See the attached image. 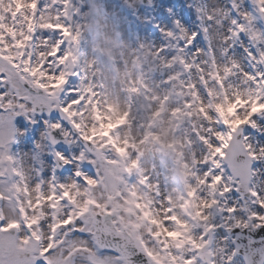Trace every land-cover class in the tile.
Here are the masks:
<instances>
[{
	"label": "snow or ice",
	"instance_id": "snow-or-ice-1",
	"mask_svg": "<svg viewBox=\"0 0 264 264\" xmlns=\"http://www.w3.org/2000/svg\"><path fill=\"white\" fill-rule=\"evenodd\" d=\"M19 2L20 0H10V3L16 5H19ZM29 3L33 9L37 7L34 0H29ZM257 3L260 5V12L264 13V0H257ZM7 15H12V12L9 11ZM206 19L212 20L213 17L209 14ZM251 19L250 16H244L245 21L250 22ZM231 23L235 27L230 29V38H237L240 33L247 31L252 40H257V34L250 26L237 24L235 20ZM15 25V16L13 24L9 25L6 23V17L0 15V264H142V261L136 259L137 256L145 257L150 264H157L161 255H168V240L164 238L175 239L180 235L168 228L170 223H179V220L170 215L161 223L153 218L150 205L134 199L138 197V193L135 186H128L125 176L130 175L132 169L139 166L138 162L133 161L130 167H121V160L128 157V150L134 148V145L128 141L118 142L110 132L102 133L107 139L97 143L94 139L97 136L95 128L92 129V137L80 131V123L73 120L72 116L83 113L79 110L72 113L70 109L82 108L85 102L91 104L89 97L80 95V98L60 107V111L72 121V126L82 134V138L98 149L94 162L98 171L94 178L83 176L77 171L75 175L80 178L79 182L74 181L69 185L49 183L50 187L46 190L44 182L32 184L23 165L9 156L8 146L15 134L12 124L14 116L26 115L37 108L48 107L57 99L56 90L64 87L69 79L63 71L69 55L64 51V43L58 41L53 44L47 52V60L43 59L45 51L42 50L41 62L35 65L33 56L26 54V43L31 41L32 37L25 36L22 31L18 32ZM47 27L62 35L68 31L63 26ZM18 36L21 38L17 39ZM192 40H195V35ZM250 58L257 59L254 56ZM258 63L264 65V55L259 57ZM54 66L55 72L52 71ZM74 75L81 73L74 72L71 76ZM245 75L253 85L264 84V71ZM47 81L53 83L49 85ZM75 91L73 89V92ZM87 91L91 97L95 96L91 89ZM236 103H241L239 98ZM234 106L229 105V110ZM95 111V119L99 121L100 110ZM108 111L113 112L114 109L109 105ZM217 111L223 114L219 107ZM257 114L264 112L257 113L254 110L252 115L241 123L255 128L256 124L252 123V118ZM127 118L126 113L115 123H110L109 128L115 131L126 123ZM221 123L226 127L229 122L224 120ZM100 126L103 127V124ZM59 127V124L52 125L53 129ZM226 128L227 132L220 130L212 139V156L203 166L206 179L200 181L201 185L217 190L222 199L240 190L246 174L243 161H256L264 155V148L257 151L246 141L235 140L239 129L233 131ZM225 135L228 141H225ZM200 140L202 144L208 143V137H201ZM120 143L124 144L123 148ZM107 149H111L119 159L106 156ZM241 155L245 159L238 160ZM57 158L65 165L69 164L59 153ZM80 159L82 160L83 156ZM225 164L227 170L224 168ZM229 182L231 187L227 186ZM140 183H146V179H142ZM248 192L253 203L261 195L251 189ZM195 194L193 190L188 196L193 197ZM220 203L221 200L214 196L211 203H206L204 207H218ZM255 208L258 211L247 209L241 220L235 219L238 212L235 206L223 208L222 212L227 215L234 229H249L251 225V230H259L264 227V200L255 204ZM168 211L171 213L173 210ZM197 215L205 221L208 220L205 214ZM209 227L216 231L219 228L216 224ZM156 243L162 244L163 247L157 248ZM200 251L198 248L196 254L185 256L187 264H205L199 255ZM241 261L243 264H264V255L254 252L252 257L241 256L239 249H234L228 257V264H241ZM160 264H167V261H161Z\"/></svg>",
	"mask_w": 264,
	"mask_h": 264
},
{
	"label": "clouds",
	"instance_id": "clouds-1",
	"mask_svg": "<svg viewBox=\"0 0 264 264\" xmlns=\"http://www.w3.org/2000/svg\"><path fill=\"white\" fill-rule=\"evenodd\" d=\"M84 31L95 40V46L85 40L87 52L82 53L78 43L73 50L75 59L66 62L63 66V71L68 77H71L69 73L73 70L83 74L81 75L80 95L92 99L85 89L89 85L95 89V103L89 105L85 102L82 108L74 109V111L79 110L84 113L82 119L77 118L79 122L89 132L91 128L96 127L98 122L94 118V110L97 104L100 105L101 113L105 116L109 115L107 111L109 105L115 108L117 113L123 115L127 113L129 118L127 123L113 131V134L132 139L137 143L140 153L137 158L142 159L143 170L150 172L153 165V153L160 151V148L155 142L145 145L134 124L137 120L135 110L147 106L151 112H161L159 117H153L152 130L162 136L163 142L182 141V143H177L176 148L168 150L169 154L173 157L178 153L182 154L183 159L191 163L193 151L201 152L199 133L193 137L192 133L195 129L192 126H199V131L207 135L210 140L221 130L222 124L216 123L218 117L211 115L213 110H208L209 120L204 121L203 116L198 114V104L191 110L185 108L184 96L177 92L180 82L169 86L161 79L160 76L163 73L157 74L149 60V52L146 48L136 47L131 41L125 42L111 34L94 37L87 25L84 26ZM42 50L45 51L40 48L36 49L35 65L41 62L40 52ZM151 55L154 59L155 53ZM43 59L47 60V55ZM55 70L56 66L52 68L53 72ZM47 82L50 83V81ZM63 91L64 87H60L56 90L57 95ZM174 109L180 110L178 116L172 115ZM205 124L208 127H205ZM169 128L173 129L171 133L167 131ZM202 159L201 155L199 160L202 161ZM202 168L203 164L197 170L201 171Z\"/></svg>",
	"mask_w": 264,
	"mask_h": 264
},
{
	"label": "rangeland",
	"instance_id": "rangeland-1",
	"mask_svg": "<svg viewBox=\"0 0 264 264\" xmlns=\"http://www.w3.org/2000/svg\"><path fill=\"white\" fill-rule=\"evenodd\" d=\"M198 7V5H196V8ZM203 19H204V22L206 23L207 19H206V16H202ZM86 25V22H83V23H80L79 21H75L74 22V28L78 30V33L82 36V40H83V43H85V40H86V32L84 31V26ZM166 25H164L165 27ZM83 53H86V45L84 44V48H83ZM189 60L191 62V70L187 73V78L189 80L192 81L194 87L196 88L197 90V103L198 105H201V104H204L205 102H208L209 99H208V96L210 93L214 92V89L212 87H204L202 86L201 84V80L205 77V76H208L210 70H211V60L210 58L208 57H205L201 54H198V55H193V56H190L189 57ZM214 61L216 62V65L218 67H226L229 63V59H223V58H220V57H216L214 59ZM171 76V74H170ZM165 81V80H164ZM166 83H168L167 81H165ZM225 92H228V89L226 88L225 89ZM92 103H95V100L92 98ZM89 104V105H91ZM226 104L225 102V93L221 96V99L218 103V107H222ZM96 109H100V105H96ZM94 110V118L96 116V111ZM152 113H155V112H151L150 109L148 107L144 108L142 113H141V117L140 119L142 118V123H145L146 119H148L149 117H151V114ZM157 113H160L161 115V112L160 111H157ZM215 115H218V113H215ZM96 129V127H93ZM91 128V130L93 129ZM170 129H167V131L170 133ZM155 135L157 136H161L160 134L156 133L155 132ZM155 171H156V174H155V178L157 179L158 178V171H157V166L155 167ZM97 195H99V193H97ZM159 213L160 211H157L156 209H154L153 211V218L159 220Z\"/></svg>",
	"mask_w": 264,
	"mask_h": 264
}]
</instances>
